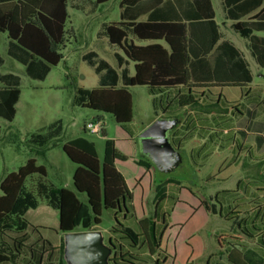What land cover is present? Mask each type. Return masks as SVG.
<instances>
[{
	"label": "trees",
	"instance_id": "1",
	"mask_svg": "<svg viewBox=\"0 0 264 264\" xmlns=\"http://www.w3.org/2000/svg\"><path fill=\"white\" fill-rule=\"evenodd\" d=\"M108 1L95 0L97 5ZM67 2L0 0V33L8 39L7 53L24 63L28 73L30 63L43 61L56 66L61 62ZM124 3L129 5L123 10L121 20L108 23L105 36L109 44L117 46L132 62L133 74L126 76L122 72L123 86L118 87L116 72L108 63L100 61L95 72H104L101 84L89 91L81 105L111 115L120 135L114 140L105 139L101 162L94 143L82 137L63 143L61 150L76 165L72 175L74 190L86 196L89 209L84 224L86 231L100 224L103 210L113 213L116 224L109 230L107 239L113 247L111 264H195L200 254L195 232L207 213V206L189 188L169 183L165 193L155 200L151 218L146 217L144 199L152 181L153 165L137 152L136 135L129 127L132 98L128 88H147L153 97L154 119L159 117L158 108L164 118L184 112L182 119L178 117L180 123L171 132L170 141L181 151L189 141H201L189 153V162L196 167L203 166L215 150L233 145L241 148L234 134V119L243 115L242 100L256 104L259 96L253 95L252 75L238 49L228 41H220L211 0H125ZM223 3L234 31L250 32V49L257 65L264 69V36L255 35L264 33V0H224ZM141 14H148L147 18L137 21ZM129 34L145 44H135ZM92 57L93 53L84 56L90 66L94 65ZM71 81L76 84V77L72 76ZM226 87L239 88L241 101L229 102L221 92L215 91ZM19 94L15 87L0 88L1 118L13 119ZM101 134L105 136L103 131ZM42 142L34 143L39 149L35 156L41 158L49 147L56 146H47L49 141ZM126 144L132 146L130 154L124 150ZM132 151L137 157L131 155ZM121 170L129 172L132 180L128 181ZM33 175L40 177L35 193L23 188L26 178ZM44 177L45 167L37 165L35 157H29L17 171L0 180V242L10 255H28L37 264H64L63 243L57 263L55 249L48 241L40 237V249L36 250L35 244L27 242L24 229L15 224V221H25V209L36 206V197H39L57 209L60 233L76 230L80 200L69 189L51 191L43 182ZM240 185L237 189H242ZM256 190L264 192V188ZM214 201L219 204V218L232 220L240 238L231 234L216 235L219 258L225 256V263L215 260L218 255H210L205 264H264V203L254 207L252 214L233 209L219 192L214 195ZM120 217L125 223L119 221ZM130 221L135 231L126 226ZM31 227L38 231L37 227ZM243 239L251 247L242 243ZM10 260L0 247V264Z\"/></svg>",
	"mask_w": 264,
	"mask_h": 264
},
{
	"label": "rangeland",
	"instance_id": "2",
	"mask_svg": "<svg viewBox=\"0 0 264 264\" xmlns=\"http://www.w3.org/2000/svg\"><path fill=\"white\" fill-rule=\"evenodd\" d=\"M211 1L220 39L229 41L238 49L253 77L254 82L251 87L260 89L252 91L254 96H259L256 99L257 103L249 104L248 101H241L240 89L236 87L215 90L218 93L221 92L227 101H241L245 106L243 115L234 119V134L241 148L233 145L223 150H215L204 161L203 166L196 167L189 162V153L195 150L201 141L197 139L189 141L181 151V165L175 170L164 174L157 172L153 167L152 181L146 190L144 199L148 218H151L153 214L155 200L165 193L169 183H179L189 188L198 200L205 202L207 213L201 219L195 232L200 245V254L195 259V264H205L210 255H218L215 260L225 263V256L222 255L219 258L220 254L214 238L216 235L231 234L240 238L235 233L232 220L225 221L219 218L217 213L219 204L214 201L216 193L219 192L228 199L232 208L240 212L246 211L254 214V207L264 203V199L258 201L264 197V192L256 190L264 188V69L257 65L250 49V32L248 30H244L243 33L234 31L233 23L226 17L223 0ZM128 5L123 0H109L103 5H97L95 0H68L66 4L68 18L65 23L66 42H63L60 48L62 60L56 66L39 61L45 69H39L36 78L27 72L24 63L8 55L6 44L8 39L0 33V88L15 87L20 91L18 101L14 106L13 119L7 121L0 117V180L6 174L17 171L29 157H35L37 165H42L46 169L43 182L51 191L57 188L69 189L75 192L80 200L81 211L78 226L74 232H86L84 224L89 209L86 196L77 193L73 187L72 175L76 165L65 156L60 145L79 137L85 138L94 143L101 162L105 139L114 140L120 135L111 115L86 109L81 105L86 100L89 91L101 84L104 72H95V67L100 61L108 63L110 68L116 72L118 87L123 86L122 72L126 76L133 74L132 62L117 46L110 45L105 37L107 24L120 21L121 14ZM147 15H139L137 21L146 19ZM257 35L264 36L263 33ZM129 39H132L135 44H141L131 34H129ZM88 53H93V66H90L84 59ZM38 68H40L39 65ZM7 74H10L8 80L1 79ZM72 76L76 77V84L72 83ZM128 90L132 98V120L129 127L137 136L155 118L152 107L153 97L146 87L134 86L129 87ZM157 114L161 117L160 108ZM175 117L182 119L184 112L178 113ZM97 122L101 125L99 133L92 134L84 131L87 123ZM102 131L105 134L104 137L101 134ZM41 141H49L47 146L56 145L53 148L49 147L50 149L44 152L43 158L35 156L39 149L34 143ZM131 148L130 144H126L124 150L130 154ZM246 148H251V153ZM131 155L137 157L133 151ZM121 171L128 181L132 180L129 172ZM39 178L38 175L26 178L23 188L27 192L35 193ZM238 183H241L240 188L242 189H237ZM226 192L237 194L229 198L226 195L232 194ZM36 200V206H27L25 209L23 215L25 221H15V224L24 229L28 243L40 237L55 242L56 234L60 233L58 211L45 199L36 197ZM242 204H244L242 207L236 206ZM136 218L139 219V215L136 214ZM100 220V224L92 230L100 231L106 242L108 232L116 222L113 213L109 210L102 211ZM119 221L125 223L121 217ZM35 225L39 226L38 231L32 229L31 226ZM126 226L135 231L132 221ZM173 239L171 235L170 240ZM244 242L246 241L243 239L242 243ZM246 244L251 247L249 241ZM59 257L57 255L55 258L57 263Z\"/></svg>",
	"mask_w": 264,
	"mask_h": 264
},
{
	"label": "water",
	"instance_id": "3",
	"mask_svg": "<svg viewBox=\"0 0 264 264\" xmlns=\"http://www.w3.org/2000/svg\"><path fill=\"white\" fill-rule=\"evenodd\" d=\"M179 123L177 117H158L135 138L139 157L147 159L157 172L168 174L181 165V150L170 141ZM62 242L64 264H111L112 243L104 242L100 231L64 233Z\"/></svg>",
	"mask_w": 264,
	"mask_h": 264
},
{
	"label": "crops",
	"instance_id": "4",
	"mask_svg": "<svg viewBox=\"0 0 264 264\" xmlns=\"http://www.w3.org/2000/svg\"><path fill=\"white\" fill-rule=\"evenodd\" d=\"M224 1V0H223ZM123 2H125V0H123ZM211 3H212V1H211ZM224 4V3H223ZM213 7V6H212ZM214 10V9H213ZM215 14V13H214ZM214 19H215V17H214ZM145 20V19H144ZM144 20H142V21H144ZM117 22H119V21H117ZM111 23V22H110ZM116 23V22H115ZM258 33H256L255 35H257ZM264 34V33H263ZM257 36H260V35H257ZM106 37V36H105ZM107 39V38H106ZM132 40V39H131ZM223 41L224 39H220V41ZM108 41V40H107ZM133 41V40H132ZM226 41V40H225ZM66 42V39H64V43ZM140 42V41H139ZM229 42V41H228ZM7 45H9V42H7L6 43ZM141 44H145V43H143V42H141ZM111 45V44H110ZM114 46V45H113ZM38 65L40 66V68H38ZM43 68V66H41V64H39L38 62L37 63H30V66H29V68H28V71H29V73L31 74V76L32 77H34V78H36L37 76H38V74H39V72H38V70L39 69H42ZM43 69H45V68H43ZM8 76H10V74H7V75H4V76H2L1 77V79H4V80H8ZM260 78H262V76H260ZM253 82H254V80H253V77H252V82H251V84H250V88H251V90L252 91H254V90H260L258 87H251L252 86V84H253ZM263 94H264V92H263ZM63 144V143H62ZM62 144L60 145V146H62ZM50 149V148H49ZM122 172V171H121ZM33 227H37V228H39V226L38 225H35V226H33ZM24 234H26L25 233V231H24ZM62 237H63V234L62 233H59V234H56V240H55V242H51V241H49L48 239H44V240H46V241H48L50 244H51V247L53 248V249H55V254H54V259L56 258V256L58 255V250H59V248L61 247V244L63 243L62 242ZM108 239V238H107ZM37 243V244H36ZM29 244H35L34 245V248L36 249V250H39L40 248V245H39V243H38V240H36V241H33L32 243H29ZM0 247H2V250L4 251V252H6L10 257H11V260L8 262V263H15V264H37L38 263V261L37 260H33V258L30 256H28V255H25V256H14V255H10L9 253H8V251H7V249L5 248V246L0 242ZM8 263H6V264H8ZM3 264H5V263H3Z\"/></svg>",
	"mask_w": 264,
	"mask_h": 264
},
{
	"label": "built area",
	"instance_id": "5",
	"mask_svg": "<svg viewBox=\"0 0 264 264\" xmlns=\"http://www.w3.org/2000/svg\"><path fill=\"white\" fill-rule=\"evenodd\" d=\"M101 125L97 123H87L84 127V131H89L92 134H97L100 132Z\"/></svg>",
	"mask_w": 264,
	"mask_h": 264
}]
</instances>
